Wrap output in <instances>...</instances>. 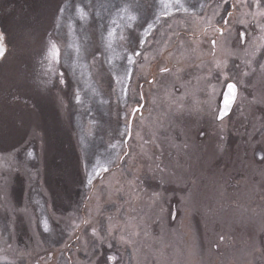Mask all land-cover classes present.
<instances>
[{"label":"rangeland","instance_id":"rangeland-1","mask_svg":"<svg viewBox=\"0 0 264 264\" xmlns=\"http://www.w3.org/2000/svg\"><path fill=\"white\" fill-rule=\"evenodd\" d=\"M0 36V264H264V0H0Z\"/></svg>","mask_w":264,"mask_h":264},{"label":"water","instance_id":"water-1","mask_svg":"<svg viewBox=\"0 0 264 264\" xmlns=\"http://www.w3.org/2000/svg\"><path fill=\"white\" fill-rule=\"evenodd\" d=\"M4 53H5V49H4L2 41L0 39V57ZM237 96H238V86L234 82L228 83L226 88H225L223 98L221 101V108H220V111L218 113V119L219 120H222L231 114V112L235 106V103L237 101ZM139 109H141V108L140 107L135 108L132 119H131V124H132L135 112L138 111ZM129 138H130V135L128 136L127 141L129 140Z\"/></svg>","mask_w":264,"mask_h":264},{"label":"flooded vegetation","instance_id":"flooded-vegetation-1","mask_svg":"<svg viewBox=\"0 0 264 264\" xmlns=\"http://www.w3.org/2000/svg\"><path fill=\"white\" fill-rule=\"evenodd\" d=\"M212 44L215 45V41H212Z\"/></svg>","mask_w":264,"mask_h":264},{"label":"trees","instance_id":"trees-1","mask_svg":"<svg viewBox=\"0 0 264 264\" xmlns=\"http://www.w3.org/2000/svg\"><path fill=\"white\" fill-rule=\"evenodd\" d=\"M1 59V58H0Z\"/></svg>","mask_w":264,"mask_h":264}]
</instances>
